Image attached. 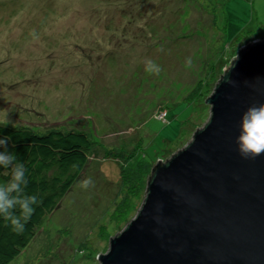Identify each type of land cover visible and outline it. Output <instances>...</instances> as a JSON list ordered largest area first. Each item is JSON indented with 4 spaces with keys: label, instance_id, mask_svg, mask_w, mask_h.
Wrapping results in <instances>:
<instances>
[{
    "label": "rangeland",
    "instance_id": "1",
    "mask_svg": "<svg viewBox=\"0 0 264 264\" xmlns=\"http://www.w3.org/2000/svg\"><path fill=\"white\" fill-rule=\"evenodd\" d=\"M255 36L264 0H0V123L92 141L76 182L7 264H98L144 198L132 195L128 163L182 149L209 117L198 103L225 68L211 79L222 50ZM131 201L128 222L111 218Z\"/></svg>",
    "mask_w": 264,
    "mask_h": 264
},
{
    "label": "water",
    "instance_id": "2",
    "mask_svg": "<svg viewBox=\"0 0 264 264\" xmlns=\"http://www.w3.org/2000/svg\"><path fill=\"white\" fill-rule=\"evenodd\" d=\"M236 56L205 100L207 121L154 164L139 209L98 264H264V154L244 159L235 143L242 113L264 103V39Z\"/></svg>",
    "mask_w": 264,
    "mask_h": 264
},
{
    "label": "trees",
    "instance_id": "3",
    "mask_svg": "<svg viewBox=\"0 0 264 264\" xmlns=\"http://www.w3.org/2000/svg\"><path fill=\"white\" fill-rule=\"evenodd\" d=\"M260 38L255 36L247 42ZM236 48L237 46H231L228 50H222L221 62L219 61L208 72L211 79L220 73L223 66L226 68L228 61L234 55L236 56ZM230 50L232 54L230 53V57H227ZM202 83L206 85L205 87L208 86L207 77L202 79ZM199 96L196 94L191 96L190 93L185 94L188 101L190 98L197 99ZM205 100L206 98L200 102L198 100V104L200 106L206 104ZM190 104L194 105L193 103ZM0 137L8 138V150L15 154L28 170L26 175L29 183L26 192L29 195H36L41 201L39 206H36L30 221L25 225L22 234L14 233L9 226H6V222L0 219V264H7L29 244L35 235V229L46 214L58 207V204L76 182L90 160L87 151L90 150L92 141L82 131L50 129L45 133H38L28 126H10L5 123H0ZM154 162L155 160L150 163L144 162L142 159L134 157V160L128 163L131 172L126 174V180L132 186V195L135 196L136 200L138 197L141 198V191H144L145 194L147 182L145 176H149V169L153 167ZM73 164H77L78 167L73 168ZM9 171L0 169V182H6L9 179V176L5 174ZM134 208L135 204L131 201L129 206L120 210L117 216L115 210L111 218L117 220V223L121 220L128 222L127 217L131 215Z\"/></svg>",
    "mask_w": 264,
    "mask_h": 264
},
{
    "label": "clouds",
    "instance_id": "4",
    "mask_svg": "<svg viewBox=\"0 0 264 264\" xmlns=\"http://www.w3.org/2000/svg\"><path fill=\"white\" fill-rule=\"evenodd\" d=\"M237 59L236 56L233 61ZM144 63L146 72L154 75L160 73L161 68L154 61L148 59ZM232 66L233 63L231 67L225 69L223 76ZM227 82L235 83L230 79ZM235 143L239 155L244 159H255L264 154V103L253 104L242 113ZM72 167L76 168L78 165L73 164ZM0 169L10 170L5 173L9 179L6 182H0V219L19 235L23 233L25 225L30 221L36 206H39L41 201L36 195H29L26 192L29 183L26 175L28 170L25 164L8 150L7 137H0ZM93 185L91 178L84 179L79 184L85 190Z\"/></svg>",
    "mask_w": 264,
    "mask_h": 264
},
{
    "label": "bare ground",
    "instance_id": "5",
    "mask_svg": "<svg viewBox=\"0 0 264 264\" xmlns=\"http://www.w3.org/2000/svg\"><path fill=\"white\" fill-rule=\"evenodd\" d=\"M41 89V88H40ZM36 96H38L39 97V95H36Z\"/></svg>",
    "mask_w": 264,
    "mask_h": 264
},
{
    "label": "built area",
    "instance_id": "6",
    "mask_svg": "<svg viewBox=\"0 0 264 264\" xmlns=\"http://www.w3.org/2000/svg\"><path fill=\"white\" fill-rule=\"evenodd\" d=\"M227 67H228V66H227ZM227 67H226V68H227ZM226 68H224V69H226Z\"/></svg>",
    "mask_w": 264,
    "mask_h": 264
}]
</instances>
